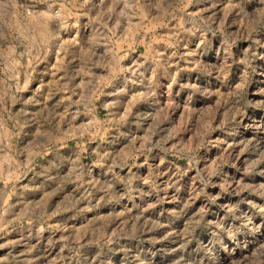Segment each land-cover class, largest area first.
Returning <instances> with one entry per match:
<instances>
[{
  "label": "rangeland",
  "instance_id": "rangeland-1",
  "mask_svg": "<svg viewBox=\"0 0 264 264\" xmlns=\"http://www.w3.org/2000/svg\"><path fill=\"white\" fill-rule=\"evenodd\" d=\"M0 264H264V0H0Z\"/></svg>",
  "mask_w": 264,
  "mask_h": 264
}]
</instances>
